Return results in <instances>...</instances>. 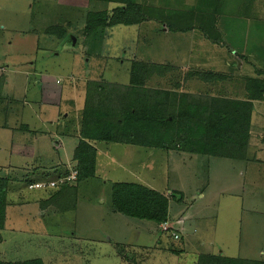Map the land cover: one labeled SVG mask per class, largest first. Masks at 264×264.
<instances>
[{
	"label": "rangeland",
	"instance_id": "1",
	"mask_svg": "<svg viewBox=\"0 0 264 264\" xmlns=\"http://www.w3.org/2000/svg\"><path fill=\"white\" fill-rule=\"evenodd\" d=\"M137 1L145 8L144 15L153 17L151 22L112 28L110 41L95 47L81 41L82 10L112 11L116 6L91 5L88 0H0V178L11 180L6 227L0 237L5 261L45 259L52 253L48 257L52 264H123L116 248L120 246L125 251L121 254L132 258L133 264L142 255L149 258L141 264L165 263L159 260L162 230L113 211L114 183L139 184L160 194L175 192L177 200H170V227L183 215L197 217L187 219L185 229L201 246L191 245L183 264H191L199 252L264 260V151L258 146L259 138L250 140L245 159L221 158L226 161L214 162L212 167L201 156L179 157L178 148L102 143L97 178L76 183L72 158L79 138L66 135H73L88 81L129 85L134 63L169 66L175 50L186 62L194 30L207 45L201 47L199 41L197 48L208 52L215 47L204 40L203 31L232 48L230 53L220 48L229 64L215 58L214 71L235 72L240 65V75L264 82V0H222L216 9L218 17L224 15L216 18V24L206 17L207 2L201 0ZM157 2L163 8L158 10ZM209 10L215 15L214 9ZM159 22L173 26L174 33L159 36ZM187 31L190 34L175 40L177 32ZM30 73H51L59 87L68 85V95L74 91L70 98L77 101L75 110L74 103L60 107L68 115L65 122L47 123L56 118L57 108L43 104L38 82L33 76L26 78ZM196 81L193 89H206L204 80ZM66 96L65 92L63 101L70 99ZM253 122L254 134L263 137L264 104L257 103ZM57 172L63 177H55ZM64 183L69 189L58 205L41 211L40 200Z\"/></svg>",
	"mask_w": 264,
	"mask_h": 264
},
{
	"label": "trees",
	"instance_id": "2",
	"mask_svg": "<svg viewBox=\"0 0 264 264\" xmlns=\"http://www.w3.org/2000/svg\"><path fill=\"white\" fill-rule=\"evenodd\" d=\"M88 1L96 6L99 3L116 5L112 11L104 9L93 12L88 8L82 10L84 27L81 41H90L95 47L104 44L109 29L117 26H134L153 18L144 15L145 8L135 0ZM213 7L215 15H205L216 24L217 7L216 5ZM167 27L172 31L171 26ZM202 34L213 44L228 47L223 40L214 39L204 31ZM228 49L232 51L231 48ZM241 59H244L243 56ZM160 68L152 64L134 63L129 85L87 82L84 108L77 115L73 135H66L79 138L72 158L76 163L78 186L97 178L98 146L102 143L158 150L178 148L180 152L191 155L237 161L246 158L245 153L253 134V102L264 101V82L247 77L245 83L248 97L244 100L203 99L184 95L175 98L170 91L149 87V81L155 74L159 75V71L167 70L166 66ZM196 74L205 82L214 80L219 82L231 78V75L224 73ZM62 174L57 172L55 177L59 178ZM10 184L9 178H0V237L1 231L3 232L6 227V210L10 206ZM67 189L69 187L65 186V183L63 187L55 189L49 198L39 201L40 208L44 211L46 206H57L58 199ZM41 191L45 192V195L48 193L47 189ZM172 199H176L175 192L160 194L139 184L114 183L112 186L111 205L115 213L138 221L151 222L157 226L169 221V206ZM1 243L3 238H0ZM116 248L123 258V264L126 262L133 264L132 258L124 256L125 251L122 247ZM120 250H123L124 254H121ZM170 251L176 252L174 249ZM4 255L0 249V264H45L40 258L5 261ZM148 258L142 255L140 259L143 260L139 259L137 264L147 261ZM195 264H264V260L203 254L197 257Z\"/></svg>",
	"mask_w": 264,
	"mask_h": 264
},
{
	"label": "crops",
	"instance_id": "3",
	"mask_svg": "<svg viewBox=\"0 0 264 264\" xmlns=\"http://www.w3.org/2000/svg\"><path fill=\"white\" fill-rule=\"evenodd\" d=\"M135 1L137 2V4L141 5V3H139L137 0H135ZM205 2H207V3L204 6L205 10L203 9V11L205 14H208V15H211V13L209 14V12H210L209 9H214V7H213L214 5H216L217 9H219L222 5V0H205ZM157 5H158V10H159V8L162 6L159 5V2H157ZM111 6H116V5L111 4ZM240 10H242V8ZM222 15H224V14H221V16H219V17L216 16V17L222 19ZM206 17H207V15H206ZM177 18L180 19V18H182V16H180V18L178 16ZM143 22L149 23V22H151V20H146ZM220 24L221 23H219L218 27L220 26ZM175 25H177V24H175ZM171 27H173V26H171ZM111 29H109L107 31L108 36H107L106 40L104 41V44H106L108 41H110L109 31ZM189 29H193V28H189ZM173 33L171 30H169V28L167 27V24H162L159 22V36L164 37L165 35L168 36V35L173 34ZM176 34H178V35L175 36V38H176L175 40L183 39L184 38L183 35L190 34V31H187L186 33H184L182 35H181V33H178V32ZM191 35H192L191 39H193V43H192V45H189V47H188V55H187L186 62L182 58H180L178 50L173 51V55L171 56L172 63L169 66H166L167 70H164V72L159 71V75L155 74L152 77V80L149 81V83H153L154 84L153 86H155L157 89L164 90V91H170L174 96H182V95L195 96V97H202L203 99H205V98H209V99L210 98L211 99H233V100H244V99H246L248 97V94L246 92V83H245L247 77L240 75V71L242 70V69H240V65H238L239 68L235 72H227L226 73V72L214 71V65L211 64L212 60H214L215 58L219 59L220 57H222L220 59V62H223L224 64H229L228 55L226 56V54L223 53L220 48L225 50L227 53H230L232 51H230L227 46L225 47V46H219L217 44H213L210 40L206 39L205 36L201 33L204 40L210 41L211 44L215 45L214 48L219 49L217 51L213 48L207 52L204 49H201L200 47L197 48L196 42H199V41L201 42V44H200L201 47L207 46L206 43H203L202 38L200 36L197 37V34L195 33L194 30L191 31ZM191 46H192L194 52L191 50ZM231 50H232V48H231ZM120 60H122V59H120ZM163 67H165V66H163ZM1 70L2 69H0V71ZM200 72H202V73L203 72L224 73V74L231 75V78L229 80H224V81H219V82H217L215 80L212 82H204V83L202 82V84L204 85V87L206 89L199 91V90H196L193 88H194L195 83L197 84L196 80H198L199 82L202 81L198 78V74H196V73H200ZM32 76L34 77V83L38 82L37 88L41 91L43 104L47 105V108H49V106L57 108L56 109L57 110L56 118H52L53 120H49V121H47V123H49L50 125H53V124L57 125V124L61 123L62 121L65 122L67 119L66 116H68V115H66L64 117V113L61 112L60 107H61V105L63 106L64 102L67 104L71 103V104H69L70 106L74 103L73 109L75 110L77 101L74 98H70L71 95H73L74 91H72L68 95V88H69V87H67L68 85H63V86L61 85V87H59L57 85V82H58L57 76L55 77L51 73H30L27 75L26 78L31 79ZM156 83H158L159 85H157ZM149 87L152 88V86H150V85H149ZM75 89H77V87L73 88L72 90H75ZM65 92L67 93L66 98H70V99H67V101L62 100V97L64 96ZM85 98H86V94L84 97V104H85ZM257 103L264 104L263 102H259V101L253 102L254 115L256 113ZM81 110H79L78 113ZM257 110H258V108H257ZM47 111H48V109H47ZM44 112H46L45 106H44ZM252 129H253V134H252L251 140H253L254 138L255 139L259 138L260 144L258 146H262V148H263L262 151H264V136L260 137L258 135V132H256L254 134V130H255L254 122H252ZM24 130L26 131L25 128H24ZM77 145H78V143H77ZM253 145H255V144L252 142L251 146H253ZM55 146H59V144L55 143ZM175 153L180 154L179 157H182L183 159L185 157H186V159L189 158V160H194L196 158V155L190 156V154L185 155L184 153L182 154L180 152H175ZM203 158H204L203 159L204 162L209 163V167L210 166L212 167L214 162L219 163L222 161H226V160H223L221 158L204 157V156H203ZM196 160H198V159H196ZM209 167H208V171L210 170ZM39 207H40V203H39ZM41 211H43V210H41ZM194 217L191 218V217L183 215V216L179 217L180 222L178 224L172 225V227L174 229L171 232H176L179 235V238H180L179 241H175L173 239L171 233L164 234L163 232H161V236H159V260H163V261H165V263L160 262V264H183L184 257L188 254L187 250H189L190 246L191 245H195V246L200 245L201 246V244H198L197 241H195V240L192 241V237H191L192 235L188 234L187 230L185 229L186 228L185 227V225H186L185 221L187 219L191 220V219L197 218V217H195V218ZM179 220H177V221H179ZM168 223H171L170 217H169ZM158 229L160 232L159 226H158ZM195 233H196V231H194V234ZM44 245H43V247H45ZM170 249H174L176 252L172 253L170 251ZM49 252H51V251L49 250ZM4 254L6 255L7 253H4ZM48 254L49 255L46 256V258L42 259V260L44 261V263L46 261L47 264H52L51 263L52 260L48 258V257H51L52 253H48ZM203 254L204 253H201V252L197 253L196 258L195 259L193 258L191 264H195L197 257L200 255H203ZM207 254H209V253H207ZM211 254H214V253H211ZM5 255H4V257H5ZM19 259L20 260H18V261H24L23 258H19Z\"/></svg>",
	"mask_w": 264,
	"mask_h": 264
},
{
	"label": "built area",
	"instance_id": "4",
	"mask_svg": "<svg viewBox=\"0 0 264 264\" xmlns=\"http://www.w3.org/2000/svg\"><path fill=\"white\" fill-rule=\"evenodd\" d=\"M172 227V226H171ZM171 227L169 226L168 223H164L160 226V230H162V232H165V233H171L173 238L175 240H178L179 239V235L175 232H171L173 229H171Z\"/></svg>",
	"mask_w": 264,
	"mask_h": 264
},
{
	"label": "clouds",
	"instance_id": "5",
	"mask_svg": "<svg viewBox=\"0 0 264 264\" xmlns=\"http://www.w3.org/2000/svg\"><path fill=\"white\" fill-rule=\"evenodd\" d=\"M168 223V222H167ZM159 228H160V226H159Z\"/></svg>",
	"mask_w": 264,
	"mask_h": 264
}]
</instances>
